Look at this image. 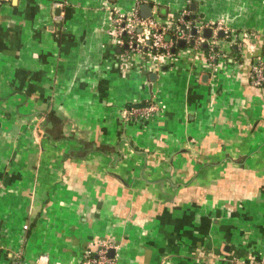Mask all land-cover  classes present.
<instances>
[{
	"label": "crops",
	"instance_id": "crops-1",
	"mask_svg": "<svg viewBox=\"0 0 264 264\" xmlns=\"http://www.w3.org/2000/svg\"><path fill=\"white\" fill-rule=\"evenodd\" d=\"M143 5L170 29L185 11L193 42L126 50L113 9ZM215 39L229 50L212 62ZM255 58L264 0H0V264H77L102 243L113 264L261 261ZM149 100L148 121L122 119Z\"/></svg>",
	"mask_w": 264,
	"mask_h": 264
},
{
	"label": "built area",
	"instance_id": "built-area-1",
	"mask_svg": "<svg viewBox=\"0 0 264 264\" xmlns=\"http://www.w3.org/2000/svg\"><path fill=\"white\" fill-rule=\"evenodd\" d=\"M113 11L114 14L111 19L115 24V32L119 36V42L130 52L141 50L142 46L145 45V41L148 40V46L154 53L171 58L175 43L178 40H191V27L195 26L198 28L200 26L199 24L189 23L185 18L187 14L185 11L181 12L177 17V24L174 29H170L168 25L160 22L156 17L140 16L137 10L119 12L113 9ZM212 26H214V30H223L226 38L235 39L230 30L223 28L221 22H216ZM245 35L243 37H246ZM202 41V39L196 38L195 43L199 44ZM216 42V39L211 41L212 48H210L211 51L208 54L212 62L216 61L218 57L225 55L223 48L218 50ZM227 42L229 41L227 40ZM250 82L255 86H264V62L260 58H255L251 63ZM156 109L155 105L148 101L141 105L130 106L123 111L122 117L128 116L135 121H143L148 119ZM125 120L129 119L125 118ZM24 228H28L27 224L24 225ZM110 247V245L102 243L95 251L85 250L77 264H113V258L109 256ZM41 259H43V256L38 258V262ZM245 264H264V258L259 262H248Z\"/></svg>",
	"mask_w": 264,
	"mask_h": 264
},
{
	"label": "trees",
	"instance_id": "trees-1",
	"mask_svg": "<svg viewBox=\"0 0 264 264\" xmlns=\"http://www.w3.org/2000/svg\"><path fill=\"white\" fill-rule=\"evenodd\" d=\"M144 103L145 102H142V103H140L138 105H141V104H144ZM48 120L51 122L52 127L51 128H47L46 131L47 132H50L49 135L52 138H55V139L59 138L60 137V133H59V124H60V121H59V119L53 113H50V114H48ZM54 130H56V134H52L51 133ZM85 147H88V144H85ZM80 153H85V151L80 152Z\"/></svg>",
	"mask_w": 264,
	"mask_h": 264
},
{
	"label": "water",
	"instance_id": "water-1",
	"mask_svg": "<svg viewBox=\"0 0 264 264\" xmlns=\"http://www.w3.org/2000/svg\"><path fill=\"white\" fill-rule=\"evenodd\" d=\"M140 13H141V16H142V17H149L150 14H151V13H150V10H149V7H148L147 5H143V6L141 7ZM191 31H192V34H195V33H196V28L193 27ZM207 31L209 32V34L206 35V37H209V36H210V32H211L210 28H204V29H203V32H207ZM217 34L221 35V31H218ZM190 42L192 43L193 40H191ZM178 45H179V46H183V45H184V41H179V42H178ZM172 51H173V50H172ZM110 252H111V251H110ZM110 255L112 256V253H111Z\"/></svg>",
	"mask_w": 264,
	"mask_h": 264
},
{
	"label": "rangeland",
	"instance_id": "rangeland-1",
	"mask_svg": "<svg viewBox=\"0 0 264 264\" xmlns=\"http://www.w3.org/2000/svg\"><path fill=\"white\" fill-rule=\"evenodd\" d=\"M222 47H223L224 50H229V46H228L227 43H224ZM149 102H150V100H149ZM157 112H160V110H159L158 108L154 111V113H157ZM122 113H123V112H122ZM125 118H128V119H130V120L135 121L133 118L128 117V116H125L124 118L122 117L123 120H125ZM149 118H150V116L148 117V119H149ZM148 119L145 120V121H148ZM125 121H127V120H125Z\"/></svg>",
	"mask_w": 264,
	"mask_h": 264
}]
</instances>
